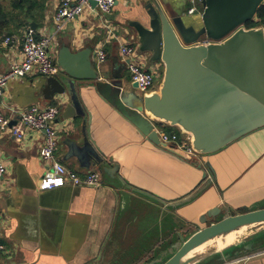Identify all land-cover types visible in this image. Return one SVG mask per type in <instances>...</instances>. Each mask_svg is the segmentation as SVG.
Instances as JSON below:
<instances>
[{"label": "crops", "instance_id": "crops-1", "mask_svg": "<svg viewBox=\"0 0 264 264\" xmlns=\"http://www.w3.org/2000/svg\"><path fill=\"white\" fill-rule=\"evenodd\" d=\"M157 1L180 11L186 24H201L200 14L186 13V0ZM150 2L116 0L108 13L90 3L57 30L55 0H27L21 7L0 0L4 14L0 38L10 37L7 44L0 39V72L21 59L24 33L31 27L36 37L51 36L53 58L86 52L98 74L97 79L75 80L84 115H72L67 92L62 103L56 94L52 97L49 76L35 69L9 80L0 93V110L9 117V126L0 129V159L6 165L0 179V241L7 248L0 252V264L145 263L150 254L156 258L153 248L174 233L200 227L199 218L209 211L216 214L207 222L264 207V125L187 160L180 150L153 143L101 94L110 82L113 89L107 94L112 96L113 82L119 81V95L136 107L143 93L158 89L163 64L140 49L132 24L146 25ZM123 41L134 45L143 67L156 72V85L149 90H139L130 79L128 59L119 48ZM98 50L105 52L103 61L95 57ZM72 63L77 70V60ZM57 65L54 76L62 74ZM116 68L120 76L112 79ZM31 104L59 107L53 122L56 158L79 173L98 171L99 186L39 189V178L47 170L39 157L43 134L25 127L18 138L10 128L18 111ZM166 126L173 127L169 132L184 135L168 123L154 128L164 131ZM94 152L102 162L96 161ZM104 166L116 169L108 174ZM190 264H264V230L224 248L209 249Z\"/></svg>", "mask_w": 264, "mask_h": 264}, {"label": "water", "instance_id": "water-1", "mask_svg": "<svg viewBox=\"0 0 264 264\" xmlns=\"http://www.w3.org/2000/svg\"><path fill=\"white\" fill-rule=\"evenodd\" d=\"M264 0H201V24H186L182 13L170 4L151 0L147 23L134 24L140 49L149 59L160 60L162 76L157 90L143 93L136 107L121 98L120 82L107 83L105 96L132 124L155 144L159 140L155 124L168 123L189 135L198 153L214 152L231 141L264 125V27H246ZM96 5L95 0H90ZM77 60L78 68H74ZM62 68L59 76H49L52 97L62 103L67 92L72 115H84L75 91L76 79H97L86 52L54 58ZM119 69V68H118ZM120 76L117 72L112 79ZM134 86L137 84L134 82ZM97 162L101 157L93 153ZM87 165V164H86ZM116 166H104L110 174ZM217 209V208H216ZM214 211V210H212ZM209 211L203 222L216 213ZM264 222V207L223 215L193 232L161 264H190L207 250H194L204 241L233 229Z\"/></svg>", "mask_w": 264, "mask_h": 264}, {"label": "built area", "instance_id": "built-area-1", "mask_svg": "<svg viewBox=\"0 0 264 264\" xmlns=\"http://www.w3.org/2000/svg\"><path fill=\"white\" fill-rule=\"evenodd\" d=\"M55 1L57 4L55 12L57 30L63 26L65 20L73 18L75 15L81 13L85 7L90 6V0ZM95 1V6L101 13H108L113 8L116 0ZM186 2V13L201 14L203 10L201 0H186ZM253 20L257 25L264 27V19H259L255 15ZM51 39V36L48 35L36 37L35 30L27 27L23 37L21 59L12 62L7 71L0 72V93L9 80L24 77L34 69L43 76H52L57 73L59 67L50 54L49 49ZM9 41V36H4L1 39L3 44H7ZM119 48L121 54L128 59L127 65L130 79L137 84L139 90H149L157 77L156 72L153 68H145L138 62L135 56L136 49L133 44L123 41L120 43ZM95 57L98 61H103L105 59V52L98 50ZM58 113L59 107L57 105L41 106L31 104L18 111V120L16 124L10 127L13 134L18 138H21L24 134L25 127L38 130L43 134V141L39 147V157L46 164L47 170L39 178V189L53 188L65 184L99 186L101 184V177L98 171L88 169L84 173H79L74 169L68 168L56 158L57 131L53 122ZM8 126L9 117L0 110V129H6ZM157 132L159 140L162 143L169 148L183 152L185 159L192 160L198 154L191 147L187 133L180 136L175 131L168 132L157 129ZM5 172L6 165L0 159V179L4 176ZM6 250L5 245L0 241V252H5Z\"/></svg>", "mask_w": 264, "mask_h": 264}, {"label": "rangeland", "instance_id": "rangeland-1", "mask_svg": "<svg viewBox=\"0 0 264 264\" xmlns=\"http://www.w3.org/2000/svg\"><path fill=\"white\" fill-rule=\"evenodd\" d=\"M253 25H257V24H253ZM160 72H162V69L160 70ZM160 75L161 74L159 73V76ZM155 85H156V81L153 84V86H155ZM170 128H173V127H171V126L167 127L166 126L164 131H168L169 132ZM199 221L202 223L200 227L205 226V225L210 223L209 221L208 222H203L202 218H199ZM200 227L197 228L195 226H190L188 229L184 228V229L179 230V232L174 233V235H173V237L171 239L168 238V240L165 241L166 243L163 242V244L158 245L157 248H153V252L156 254V258H153L154 257L153 254H150L149 255L150 257L147 260L144 261L145 263H137V264H161V263H163L165 260H167L176 251V249L182 244L183 240L187 239L193 232H195ZM242 229H243V235L239 238L240 241H244L246 238H251L252 235H253V232H255L257 230L258 231L259 230H264V222L256 223V224H250V225H245V226H242ZM194 250L197 251V250H200V249L199 248H197V249L195 248ZM152 259H154V260H152Z\"/></svg>", "mask_w": 264, "mask_h": 264}, {"label": "bare ground", "instance_id": "bare-ground-1", "mask_svg": "<svg viewBox=\"0 0 264 264\" xmlns=\"http://www.w3.org/2000/svg\"><path fill=\"white\" fill-rule=\"evenodd\" d=\"M242 235H243V229L242 227H239L231 231H227L219 235H216L215 237H212L207 241H204L197 248H199L202 251L207 250L210 247L215 249L224 248L228 245L237 242Z\"/></svg>", "mask_w": 264, "mask_h": 264}, {"label": "trees", "instance_id": "trees-1", "mask_svg": "<svg viewBox=\"0 0 264 264\" xmlns=\"http://www.w3.org/2000/svg\"><path fill=\"white\" fill-rule=\"evenodd\" d=\"M25 1H27V0H11L12 4L14 6H16V7H21L25 3ZM2 12L3 11H2V9L0 7V17L2 15H4ZM256 17H258L259 19H264V2L258 7V10L256 12ZM253 24H256V23H254L253 19L252 20H248L247 22H245V26L246 27L255 26Z\"/></svg>", "mask_w": 264, "mask_h": 264}]
</instances>
